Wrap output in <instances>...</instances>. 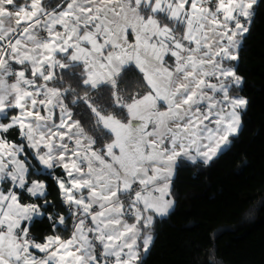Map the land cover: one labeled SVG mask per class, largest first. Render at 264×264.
<instances>
[{
	"label": "snow or ice",
	"instance_id": "obj_1",
	"mask_svg": "<svg viewBox=\"0 0 264 264\" xmlns=\"http://www.w3.org/2000/svg\"><path fill=\"white\" fill-rule=\"evenodd\" d=\"M261 5L0 0V264H148L177 171L242 130Z\"/></svg>",
	"mask_w": 264,
	"mask_h": 264
},
{
	"label": "trees",
	"instance_id": "obj_2",
	"mask_svg": "<svg viewBox=\"0 0 264 264\" xmlns=\"http://www.w3.org/2000/svg\"><path fill=\"white\" fill-rule=\"evenodd\" d=\"M238 72L248 101L242 130L209 165L177 171L175 212L157 225L148 264H264V5Z\"/></svg>",
	"mask_w": 264,
	"mask_h": 264
}]
</instances>
